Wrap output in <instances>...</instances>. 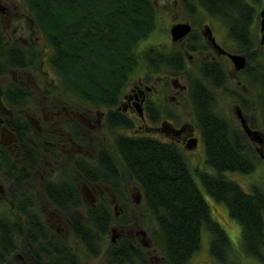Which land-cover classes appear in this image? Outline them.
<instances>
[{
  "label": "flooded vegetation",
  "instance_id": "1",
  "mask_svg": "<svg viewBox=\"0 0 264 264\" xmlns=\"http://www.w3.org/2000/svg\"><path fill=\"white\" fill-rule=\"evenodd\" d=\"M148 1L155 28L138 44L142 55L135 74L108 105L62 91L48 62L53 47L26 3L0 0V55L13 61L0 63V224L8 221L14 229L0 264H39L56 237L80 260L84 254L97 264H169L147 223L133 219L137 210L145 212L144 191L127 171L118 144H167L195 161L193 170L199 171L207 163L205 144H212L217 131L229 134L249 146L253 169L247 192L264 191L258 186L264 183V117L258 103L263 86L256 76L260 67L264 76V0ZM18 4L24 9L20 14ZM176 25L188 30L174 39ZM20 51L26 61H15ZM148 52L155 54L152 60L143 57ZM231 55H242L244 65L236 67ZM102 208H109L114 220L88 251L72 228L84 213ZM211 215L229 242L237 241L234 263L243 257L253 261L228 231L231 242L229 214L211 209ZM34 219L44 237L17 233L18 225L37 224ZM119 244L124 252L113 253Z\"/></svg>",
  "mask_w": 264,
  "mask_h": 264
},
{
  "label": "trees",
  "instance_id": "2",
  "mask_svg": "<svg viewBox=\"0 0 264 264\" xmlns=\"http://www.w3.org/2000/svg\"><path fill=\"white\" fill-rule=\"evenodd\" d=\"M23 1L53 47L48 62L59 77L62 91L84 94L87 100L112 105L139 67L142 54L137 50L138 44L155 28L152 4L148 0ZM6 56L7 53L0 55L1 67H5ZM26 56L20 51L15 61H26ZM154 56L152 52L143 55L149 60ZM259 70L263 69L256 70L257 81L263 88L259 90L258 103L264 117V76ZM217 132L210 138L212 144H205L206 162L214 172L199 174L210 203L179 148L167 144H118L127 171L136 176L144 191L143 215L147 217L149 234L169 264L188 263L200 248L202 229L208 232V250L215 262L234 264L235 259H230L232 244L211 215L212 200L223 202L229 216L240 225L242 251L255 258L252 262L264 264V191L254 189L248 193L224 174L252 171L249 146L241 140L236 142L229 134L222 136ZM128 140L149 139L129 137ZM83 215L79 222L75 221L79 227L72 230L88 250L109 231L114 214L109 208H102ZM34 220L37 224L29 228L18 225L17 233L30 238L33 233L44 237L41 230L44 228L38 225L40 221ZM11 228L8 221L0 224V263L10 248L9 232H14ZM41 246L39 242L40 252ZM122 247L114 246L112 252H124ZM43 252L46 257L39 264H83L67 241L59 237L49 239Z\"/></svg>",
  "mask_w": 264,
  "mask_h": 264
},
{
  "label": "rangeland",
  "instance_id": "3",
  "mask_svg": "<svg viewBox=\"0 0 264 264\" xmlns=\"http://www.w3.org/2000/svg\"><path fill=\"white\" fill-rule=\"evenodd\" d=\"M15 1H16V4H17L18 0H15ZM18 6L19 7L17 9H15V12H18L20 14V10L21 9L24 10V9H23V6H21L19 4H18ZM158 23H159V28H161L163 26L164 22L163 21H159ZM259 60L261 61V58H259ZM262 61H263V59H262ZM190 161H191V159L188 160V162H189L188 165H189V168H190V170L192 172V175H193L196 183L198 184L201 192L203 193V195L207 199L208 203H210L209 202L210 196L204 191V189H203V187L201 185L199 174L202 173V172L213 173L214 170H213V168L210 165H208V163H205L204 167H202L198 172H196V171L193 170V168H195L197 166L196 162L195 161H191L190 162ZM224 174L228 178L236 181L245 191H248V192L251 191V189L249 190V188H248L249 187V175L248 174H243V173H238V172H231V171H226V172H224ZM258 186H259V189L262 190L263 186H264V183H258ZM214 202L216 203V205L218 207L214 203H212V207H211L212 211H213V209H217L219 212L221 211L222 213H224V211H225L226 213H228L226 205L223 202H218V201H214ZM213 214L215 215L216 218H217V216H219V214L217 212H213ZM146 218L147 217H145L143 214L141 215L138 210L135 213H133V219H136L140 223H142V221H143V223L145 225L147 223L146 222ZM228 218H229L230 222L231 221L233 222V223L231 222L233 224V226H229L228 227L227 233L229 231V233L231 235H233L234 237H238L237 240L241 241V228H240V225L232 217L229 216ZM133 228L134 229H139L137 226H134ZM230 234L228 236H230ZM208 236H209L208 232L205 229H202L201 230V234H200V239H201L200 248L198 249V251H196L190 257V259H189L187 264H196L197 261L198 262H205L207 264H218L217 262H215V260L209 254V250H208L209 239H208ZM230 240L232 242L234 239L231 237ZM231 250H232L233 254H236L235 256H239V255H237L238 251H239V246L237 244V241L232 243ZM230 259L233 260L234 259L233 256H231ZM81 260L83 261L84 264H97L98 263L93 258L87 257V255H84V254L81 256ZM243 263L244 264H252V260H250V259H248L246 257H243V261H242L241 264H243ZM234 264H236V263H234Z\"/></svg>",
  "mask_w": 264,
  "mask_h": 264
},
{
  "label": "water",
  "instance_id": "4",
  "mask_svg": "<svg viewBox=\"0 0 264 264\" xmlns=\"http://www.w3.org/2000/svg\"><path fill=\"white\" fill-rule=\"evenodd\" d=\"M180 25H176L172 28V36L174 39L180 37L182 34L186 33L188 28H184ZM263 27H264V20H263ZM262 43L264 44V34L261 37ZM231 59L235 63L236 67H242L244 65V57L242 55H231Z\"/></svg>",
  "mask_w": 264,
  "mask_h": 264
}]
</instances>
